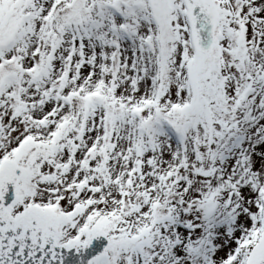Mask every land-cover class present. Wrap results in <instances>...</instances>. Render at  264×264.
<instances>
[{"label":"snow or ice","instance_id":"1","mask_svg":"<svg viewBox=\"0 0 264 264\" xmlns=\"http://www.w3.org/2000/svg\"><path fill=\"white\" fill-rule=\"evenodd\" d=\"M0 264H264V0H0Z\"/></svg>","mask_w":264,"mask_h":264}]
</instances>
